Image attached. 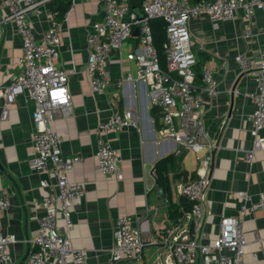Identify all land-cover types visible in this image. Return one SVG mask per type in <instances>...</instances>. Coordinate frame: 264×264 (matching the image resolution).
<instances>
[{
  "label": "crops",
  "instance_id": "crops-1",
  "mask_svg": "<svg viewBox=\"0 0 264 264\" xmlns=\"http://www.w3.org/2000/svg\"><path fill=\"white\" fill-rule=\"evenodd\" d=\"M55 1L43 6L44 13L36 18V37L48 27L47 18L56 7ZM67 1L70 8L60 32L57 65L69 74L73 113L51 122L49 127L60 135L65 156L78 153L83 156L68 174L70 180L82 182L86 187V194L73 203V227L68 235L74 247L87 250L88 264H109L117 218L129 214L136 224L148 214L154 242L145 245L141 259L118 264H164L168 253L164 239L176 228L171 212L183 209L188 202L181 195V185L198 177L195 155L185 148L176 153L179 145L163 137L161 112L154 104L148 83L118 82L122 76L136 72V52L141 47L137 27L124 41L122 50L110 54L108 68L113 85L103 92L89 88L85 72L89 54L87 35L93 22L103 14V0H74L73 4L72 0ZM7 12L9 8L0 5V117L2 91L20 71L19 57L23 54L22 37L15 23L3 18ZM190 32L198 56L197 71L210 66L219 84L218 94L206 98L203 104L206 131L216 144L205 194L213 214L203 222L204 241L212 242L217 237L222 214L238 216L248 243L244 264H264V210L244 216L240 212L244 202L257 201L264 194V149L253 151L251 160L246 157V152L254 147L255 137L249 118L254 102L245 92L254 88V79L251 73H241L235 58L241 53L250 60L259 59L264 48V12L255 8L252 16L246 18L240 8L232 20L222 22L218 28H213L206 14H200L191 19ZM234 87H239L241 93L234 94ZM125 109L137 111L140 125L107 135L110 144L120 152L122 178L118 179L97 168L96 131L99 122ZM34 110L33 100L21 94L10 105L8 118L0 119V193L6 190L11 198L10 208L0 217V228L4 234L16 236L9 249L13 260L8 264H26L39 218L45 213L34 201L45 194L39 180L47 175L29 164L34 154ZM259 136L264 139V129L259 130ZM164 158L166 169L160 179L156 164ZM242 191L248 193L249 200L239 195ZM59 225L66 234L61 218Z\"/></svg>",
  "mask_w": 264,
  "mask_h": 264
},
{
  "label": "built area",
  "instance_id": "built-area-1",
  "mask_svg": "<svg viewBox=\"0 0 264 264\" xmlns=\"http://www.w3.org/2000/svg\"><path fill=\"white\" fill-rule=\"evenodd\" d=\"M51 1L0 0V5L9 8L3 18L15 23L23 41L20 71L2 91L4 103L0 119L8 118L10 105L19 95L25 94L33 100L34 154L29 164L47 176L39 180L46 192L34 201V205L43 207L45 213L39 218L38 232L31 240L26 264H88L87 250L74 247L68 235L73 227V203L86 194L85 185L70 180L68 174L83 156L79 153L65 156L60 135L49 127L51 122L73 113L69 74L57 65L60 32L64 25L63 20L57 18L56 7L51 9L47 18L48 27L40 37L35 36L36 18L44 13L42 7ZM240 8L246 18H250L255 8L264 12V0H144L142 18L133 9L132 0H103V14L88 31L89 54L85 72L89 77V88L103 92L114 83L108 68L111 52L121 51L124 41L132 35L135 27L138 28L141 47L136 52V72L122 76L118 82L149 84L154 104L161 112L163 137L179 145L176 153L181 152L180 148L193 152L199 166L198 177L181 185V195L187 198L189 207L181 209L176 228L164 239L168 248L164 264H244L243 255L248 243L243 235V222L238 216L222 214L219 234L212 242L204 241L203 222L213 214L206 204L205 194L210 185V166L216 144L206 131L203 104L206 98L218 94L219 84L208 65L202 67L200 82L196 81L198 56L193 50L190 32L191 19L200 14H206L213 28H218L222 22L232 20ZM68 13L69 10L65 20ZM156 17L163 18L166 23V68L161 64L154 43L151 19ZM235 58L241 73H251L254 79V88L245 92L254 102V109L249 114L253 122L254 147L246 152V157L251 160L253 151L264 149V139L259 136V130L264 129V48L257 61L241 53ZM232 91L236 95L241 93L239 87ZM139 125L135 109L115 111L108 119L99 122L96 161L97 168L104 174L122 178L120 152L110 144L107 135ZM239 195L246 201L250 199L247 192H239ZM10 205V195L4 190L0 193V217ZM258 210H264V194L257 201L249 200L240 207L242 216ZM59 218L66 234L61 232ZM133 221L129 214L117 218L109 264L139 260L145 245L154 242L148 214L140 217L136 224ZM15 241L14 234H4L0 228V264L12 262L9 249Z\"/></svg>",
  "mask_w": 264,
  "mask_h": 264
},
{
  "label": "trees",
  "instance_id": "trees-1",
  "mask_svg": "<svg viewBox=\"0 0 264 264\" xmlns=\"http://www.w3.org/2000/svg\"><path fill=\"white\" fill-rule=\"evenodd\" d=\"M143 1L144 0H132V5L135 8L141 9ZM190 1L191 2H197L199 0H190ZM55 2H56L55 3L56 8H57V18L59 20H63L66 12L70 8V6H69L70 2L68 3L67 0H56ZM151 27H152V31H153L154 43H155V46L157 47V50L159 52L161 64L164 68H166V59H165V50H164V43L167 39L166 23H165L163 18L156 17V18L151 19ZM198 63H197V65H198ZM197 65L195 66V69H196ZM199 76H200V79L198 81L197 78ZM200 80H201V71H197V69H196V81L200 82ZM166 161H167V158H164L156 164L157 173H158V176L160 179L162 178L163 173L166 169V165H165ZM187 207H189L188 202H186L184 208H187ZM181 213H182V210H180L179 208H176L175 210H173L171 212V217L173 219L177 220V218L181 215Z\"/></svg>",
  "mask_w": 264,
  "mask_h": 264
},
{
  "label": "water",
  "instance_id": "water-1",
  "mask_svg": "<svg viewBox=\"0 0 264 264\" xmlns=\"http://www.w3.org/2000/svg\"><path fill=\"white\" fill-rule=\"evenodd\" d=\"M134 10L138 13V15H139L140 18L143 17L144 14H143V12L141 11L140 8H135V7H134ZM28 253H29V252H28ZM27 255H28V254H27Z\"/></svg>",
  "mask_w": 264,
  "mask_h": 264
},
{
  "label": "rangeland",
  "instance_id": "rangeland-1",
  "mask_svg": "<svg viewBox=\"0 0 264 264\" xmlns=\"http://www.w3.org/2000/svg\"><path fill=\"white\" fill-rule=\"evenodd\" d=\"M192 153V152H191Z\"/></svg>",
  "mask_w": 264,
  "mask_h": 264
}]
</instances>
